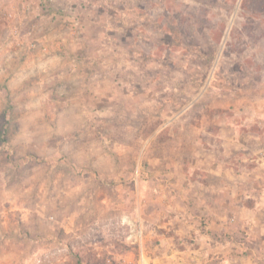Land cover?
I'll return each instance as SVG.
<instances>
[{"label": "rangeland", "instance_id": "374dc122", "mask_svg": "<svg viewBox=\"0 0 264 264\" xmlns=\"http://www.w3.org/2000/svg\"><path fill=\"white\" fill-rule=\"evenodd\" d=\"M261 200L264 0H0V264H242Z\"/></svg>", "mask_w": 264, "mask_h": 264}, {"label": "crops", "instance_id": "0c3cea01", "mask_svg": "<svg viewBox=\"0 0 264 264\" xmlns=\"http://www.w3.org/2000/svg\"><path fill=\"white\" fill-rule=\"evenodd\" d=\"M255 207L257 213L261 212V209L264 211V201H258ZM251 211V207L245 205V216L243 217L245 221L240 222L245 224V231L242 232L245 234V248L242 247L244 248L242 251L245 250V255L242 253L245 262L242 264H264V213L262 212V215L253 216ZM227 224L228 223H226V225ZM220 233L215 234L212 231V235L215 234V236L218 235V237ZM205 235V233L200 235L199 241H201L202 244L200 248L195 250L196 254L201 256L200 259H195L196 264H228L227 258L230 257V252L234 247H232L230 243H227V240H220L221 242L215 243L212 246L209 244L210 249H205L203 242H206L209 238V235ZM212 235H210V237ZM257 240L259 242L255 244V241ZM236 250L239 251L240 249L236 248Z\"/></svg>", "mask_w": 264, "mask_h": 264}]
</instances>
